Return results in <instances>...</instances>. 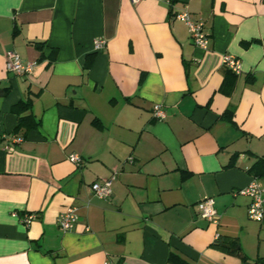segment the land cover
Wrapping results in <instances>:
<instances>
[{
    "label": "crops",
    "instance_id": "crops-1",
    "mask_svg": "<svg viewBox=\"0 0 264 264\" xmlns=\"http://www.w3.org/2000/svg\"><path fill=\"white\" fill-rule=\"evenodd\" d=\"M182 10L205 22L208 49ZM10 51L32 71L9 72ZM27 95L39 126L11 142ZM261 156L264 0H0V264H264V219L239 192ZM113 175L112 196H96ZM205 198L217 224L199 215Z\"/></svg>",
    "mask_w": 264,
    "mask_h": 264
},
{
    "label": "built area",
    "instance_id": "built-area-1",
    "mask_svg": "<svg viewBox=\"0 0 264 264\" xmlns=\"http://www.w3.org/2000/svg\"><path fill=\"white\" fill-rule=\"evenodd\" d=\"M132 4H137L142 0H130ZM174 18L183 22L188 29L192 43L206 50L210 44V37L205 29V22L201 19H195L188 10H182L175 12ZM105 40L95 39L93 42L94 49L98 50L105 46ZM36 62H23L21 57L15 51H10L6 58V69L16 75H26L32 71V68ZM222 64L230 69L235 74L241 72L240 63L236 57L229 53H225L222 56ZM153 115L158 119L165 118V111L161 104H154ZM11 142H20L22 138L20 136L9 137ZM6 149H9L8 144L5 145ZM70 162H72L76 167H79L82 163V158L78 154L72 153L68 156ZM115 176L110 178L97 180L93 182L90 186L92 192L102 199H109L112 196V183ZM240 193L247 195L250 198L248 205L247 215L250 220L261 221L264 219V188L261 187L256 178H254L247 186L239 190ZM198 212L201 218L215 223H218V215L214 207V200L212 198H205L197 203ZM35 215L33 213L24 214L23 221L26 225H29L34 219ZM78 221L77 208L75 206L66 207L58 216L57 224L64 230L72 229ZM89 228H87L88 230ZM216 239L219 237L218 234L215 235ZM110 264V263H105Z\"/></svg>",
    "mask_w": 264,
    "mask_h": 264
},
{
    "label": "trees",
    "instance_id": "trees-1",
    "mask_svg": "<svg viewBox=\"0 0 264 264\" xmlns=\"http://www.w3.org/2000/svg\"><path fill=\"white\" fill-rule=\"evenodd\" d=\"M228 72L231 74H235L230 69H228ZM2 93L5 95L7 93V90H3ZM32 103L33 99L27 95L25 100L20 101L13 106V111L18 114V122L15 126V129L13 130V136H20L19 133L21 131L26 134L29 130L37 128L39 126V120L35 119L31 112L24 116L22 115L23 113L31 110ZM20 137L23 139L22 134ZM248 171L256 179L264 178V156L258 157ZM218 245H221V243H218ZM230 247L233 251L241 254L240 246L236 242H234Z\"/></svg>",
    "mask_w": 264,
    "mask_h": 264
}]
</instances>
